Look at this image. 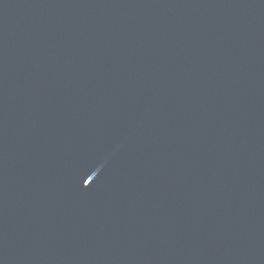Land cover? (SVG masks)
<instances>
[{
  "label": "water",
  "instance_id": "95a60500",
  "mask_svg": "<svg viewBox=\"0 0 264 264\" xmlns=\"http://www.w3.org/2000/svg\"><path fill=\"white\" fill-rule=\"evenodd\" d=\"M0 264H264V0H0Z\"/></svg>",
  "mask_w": 264,
  "mask_h": 264
}]
</instances>
